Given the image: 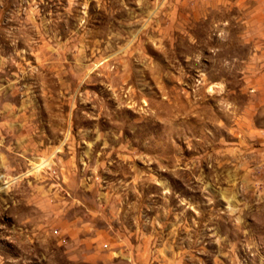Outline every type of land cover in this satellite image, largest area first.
Wrapping results in <instances>:
<instances>
[{
  "label": "rangeland",
  "instance_id": "rangeland-1",
  "mask_svg": "<svg viewBox=\"0 0 264 264\" xmlns=\"http://www.w3.org/2000/svg\"><path fill=\"white\" fill-rule=\"evenodd\" d=\"M0 264H264V0H0Z\"/></svg>",
  "mask_w": 264,
  "mask_h": 264
}]
</instances>
